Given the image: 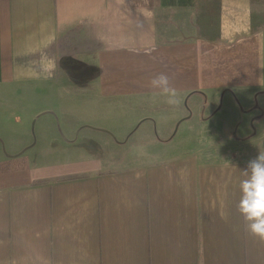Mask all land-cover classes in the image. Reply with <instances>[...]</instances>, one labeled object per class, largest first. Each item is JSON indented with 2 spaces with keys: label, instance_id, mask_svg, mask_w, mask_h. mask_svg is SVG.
I'll return each mask as SVG.
<instances>
[{
  "label": "crops",
  "instance_id": "1",
  "mask_svg": "<svg viewBox=\"0 0 264 264\" xmlns=\"http://www.w3.org/2000/svg\"><path fill=\"white\" fill-rule=\"evenodd\" d=\"M159 73L178 107L150 99ZM261 113L264 0H0V264H264L237 210L252 159L181 139L197 120L247 140Z\"/></svg>",
  "mask_w": 264,
  "mask_h": 264
},
{
  "label": "rangeland",
  "instance_id": "2",
  "mask_svg": "<svg viewBox=\"0 0 264 264\" xmlns=\"http://www.w3.org/2000/svg\"><path fill=\"white\" fill-rule=\"evenodd\" d=\"M174 27L171 18L165 21V25L163 26L164 31H162L164 41H173L174 39H177V34L179 37L180 32H177ZM29 98L30 97L28 94L17 95L16 93H9L7 98L9 102L8 112L24 111V108H27L26 110H29L30 106H28L27 103V101H31ZM130 114L131 113L118 115L117 119L119 121H123V123L125 122L126 124L128 122L126 121L127 116H130ZM215 118V120H218V123L223 120L229 123H233L236 122V120L241 119L240 117H237L236 106L230 103H225L223 111L219 113ZM253 123L254 128L253 126H251V129H253L254 133H251L247 137V140H242L240 138H236L233 134H231V131L226 132V128L222 129V131H217L215 129L216 134L210 133V131L208 133V131H206L207 129L205 128V126H203L202 123H199V121L195 120L190 123L191 126L195 125L191 129L194 134H187L185 137L182 136L181 139L188 144H190V142H195V148L199 152V158H201L202 160H218L232 158L254 159L260 153V151H264V113L258 114L253 120ZM133 129V126L129 125V127L125 129L128 130L125 134H116V138H111L112 140L110 139V147L116 149L114 155H124L125 149L128 148L127 146L139 142V138L132 137L133 135L130 134L132 133ZM166 136L168 135L164 134L162 137L160 136V139ZM178 137L179 135L177 136V138ZM0 143L4 145V143L1 142V139ZM123 147H125V149Z\"/></svg>",
  "mask_w": 264,
  "mask_h": 264
},
{
  "label": "clouds",
  "instance_id": "3",
  "mask_svg": "<svg viewBox=\"0 0 264 264\" xmlns=\"http://www.w3.org/2000/svg\"><path fill=\"white\" fill-rule=\"evenodd\" d=\"M148 87L152 89V102L162 100L172 108L182 103L178 89L166 73L153 75ZM239 191L237 210L243 217L245 230L250 235L264 240V151H260L248 162L244 178L239 182Z\"/></svg>",
  "mask_w": 264,
  "mask_h": 264
},
{
  "label": "trees",
  "instance_id": "4",
  "mask_svg": "<svg viewBox=\"0 0 264 264\" xmlns=\"http://www.w3.org/2000/svg\"><path fill=\"white\" fill-rule=\"evenodd\" d=\"M70 178H74V177H70ZM66 179H68V178H66Z\"/></svg>",
  "mask_w": 264,
  "mask_h": 264
}]
</instances>
